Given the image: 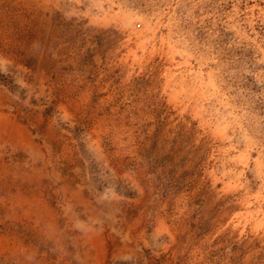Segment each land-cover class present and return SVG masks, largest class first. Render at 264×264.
I'll return each mask as SVG.
<instances>
[{
    "label": "rangeland",
    "instance_id": "obj_1",
    "mask_svg": "<svg viewBox=\"0 0 264 264\" xmlns=\"http://www.w3.org/2000/svg\"><path fill=\"white\" fill-rule=\"evenodd\" d=\"M0 264H264V0H0Z\"/></svg>",
    "mask_w": 264,
    "mask_h": 264
}]
</instances>
